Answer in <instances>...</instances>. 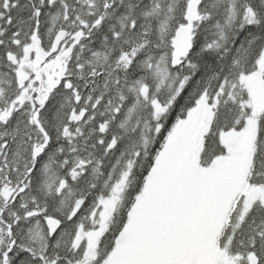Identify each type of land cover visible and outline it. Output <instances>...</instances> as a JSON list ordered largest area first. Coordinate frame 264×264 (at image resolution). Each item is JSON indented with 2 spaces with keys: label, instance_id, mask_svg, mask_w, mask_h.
I'll return each instance as SVG.
<instances>
[{
  "label": "snow or ice",
  "instance_id": "obj_1",
  "mask_svg": "<svg viewBox=\"0 0 264 264\" xmlns=\"http://www.w3.org/2000/svg\"><path fill=\"white\" fill-rule=\"evenodd\" d=\"M0 264H264V0H0Z\"/></svg>",
  "mask_w": 264,
  "mask_h": 264
}]
</instances>
